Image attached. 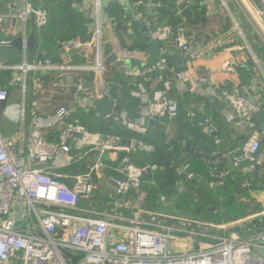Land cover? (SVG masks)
Wrapping results in <instances>:
<instances>
[{
	"label": "built area",
	"instance_id": "1",
	"mask_svg": "<svg viewBox=\"0 0 264 264\" xmlns=\"http://www.w3.org/2000/svg\"><path fill=\"white\" fill-rule=\"evenodd\" d=\"M115 1L127 15L133 17L127 24L129 32L133 34V24L139 22L148 39L158 45L159 58L155 63L146 64L144 69H127V73L136 77L158 74L163 81L175 51L185 59L196 60L203 55L200 48L203 37L214 41L229 34L230 30L205 35L193 31L189 14L196 10L204 11L206 8V17L214 7L220 13L226 12L237 36L246 43L240 16L264 43V28L258 21V16H264V0H180L171 18L165 16L169 11L166 10V0H92L91 38L85 42L70 40L59 44L63 49L81 52L86 62H55L50 57H44L34 63L7 68L22 71L25 75L36 71L58 74L61 80L53 82V86L64 92H68L71 85L63 80L78 75L74 86L78 106L89 112L97 109L105 93L96 86L89 90L86 76H93L100 84H108L105 34L117 24H105L104 11L106 3ZM18 4L19 10L15 9L12 17L22 23L24 30L30 20L37 31L48 25V12L43 6L31 0H19ZM4 21L0 0V29ZM23 39H28L26 34ZM174 78L180 86L189 82L190 77L183 63ZM166 85L168 91L170 84L166 82ZM205 86L210 98L226 105L224 115L227 123L247 135L239 153L233 157L234 166L240 168L246 177L245 187H250L254 174L264 168L262 132L253 120L262 106L240 88L220 90L218 85H208L205 80L198 81L189 91L196 93ZM22 90L26 92V83ZM166 91L156 92L150 98L144 85L138 83L137 91L132 93L141 103L138 117L131 119L127 114L112 112L105 114V119L128 131L146 135L150 123L178 116V102L171 100ZM9 96L8 89L0 88V103L7 102ZM73 111L72 108L59 109L51 122H43L36 117L25 151L17 154L13 153L12 143L6 141L0 132V264H264V213L258 230L243 238L237 233L219 235L216 231L225 229V226L188 217L162 216L147 210L148 193L143 177L149 166L139 168L128 164L113 169L122 174V178L117 174L108 176L101 169L107 168L105 156L116 162L113 156L116 158L117 152L128 155L152 153L155 147L143 140H131L129 145H125L123 140L113 135L90 133L78 122L67 123ZM21 116H25V110L21 111ZM187 119L194 128L213 135L215 143L220 144L215 136L213 118L202 119L197 112L189 111ZM56 126L61 132L59 141L54 143L48 141L47 133L54 131ZM91 157L94 159L89 172L76 175L60 173L63 168L92 160ZM211 163L213 181L209 184L210 188L219 177L218 161ZM178 172L185 175L186 181L196 179L188 164L180 167ZM66 179L72 180V185ZM95 179L101 180L104 188L115 190L104 210L98 209L94 200L100 189ZM177 190L185 191L183 182L177 184ZM161 199L166 200L165 197ZM119 208L127 209L131 216L119 213ZM144 215L162 217L165 221L157 226L163 229L144 228L147 223L143 220ZM186 236L193 248L174 251L171 243H178ZM202 239L206 240L205 243Z\"/></svg>",
	"mask_w": 264,
	"mask_h": 264
},
{
	"label": "crops",
	"instance_id": "2",
	"mask_svg": "<svg viewBox=\"0 0 264 264\" xmlns=\"http://www.w3.org/2000/svg\"><path fill=\"white\" fill-rule=\"evenodd\" d=\"M19 0H1L3 7V13L5 15V21L0 29V88H6L10 91V96L7 102L0 103V132L3 138L12 143L13 153H19L25 151L27 140L32 129V123L34 119L40 118L43 122H51L54 120V116L57 111L61 108L73 109L72 115L68 120H72L75 116L87 117L90 112L79 107L77 104V92L74 88L75 83L78 81V75H71L69 78L63 81L71 85L68 92L61 91L59 88L53 86V82H58L61 79L58 74H46L44 72L36 71L25 75L22 71L12 70L7 67L19 66L24 63H34L47 57L46 52L41 48L40 32L34 28L33 21L30 20L27 24L26 30L23 29V25L19 20L13 19L12 14L19 10ZM180 0H166L165 5L169 10L165 14L166 17H170L173 11L176 9L177 2ZM203 1V0H197ZM17 7H14L13 5ZM39 5H43L40 3ZM92 0H84V5H78L75 2L74 9L79 13L90 17L92 19L91 11ZM206 8H204L205 11ZM201 11L196 10L192 13H197V22H194L190 18V28L193 31L205 35L206 33H217L231 30L230 22L223 16V13L218 11L217 7L213 8V11L208 17L199 14ZM165 17V18H166ZM244 24V27L248 28L245 33L247 41L240 42V40L226 39L225 42L214 44V41L208 37L201 40V49L203 55L196 60H188L183 58L176 51L170 59V70L164 74V80L160 81L158 74L147 75V77H136L132 73H127V69L132 68L144 69L145 65H151L155 63L158 58V45L152 42L145 35L144 29L139 22H134L133 31L131 34L127 28L129 20L133 19L131 15H127L123 11L121 6L115 2L105 4L104 20L105 24L116 23L117 26L106 31L105 34V55L107 57V66L109 77L115 82L114 88L108 84H100L93 76H86L87 82L91 87H100L105 93L103 98L98 102L97 117L101 118L106 124L109 125V133H112L119 125L113 122H109L105 119V114L115 112L116 114H128V106L132 98H135L132 93L137 91L138 83H142L147 89L150 98L154 97L156 92H165L167 90L166 82L170 84V89L166 91L171 100L180 103L185 99H190L191 95L204 94L207 87L198 90L196 93H191L189 90L192 86H195L198 81L205 80L208 85H223L229 82L232 83L233 87L240 88L250 99H254L262 109L257 113L253 120L258 128L262 131L263 148H264V43L254 34L251 26L239 16ZM174 22L176 19H172ZM222 21L224 25L219 24L217 21ZM260 25L264 28V16H258ZM93 25V20L91 27ZM34 33L37 39L36 46L33 51H29L26 47V41H24V47L22 50H18L8 44L13 40L24 37L26 34L27 38ZM238 39V38H237ZM4 42H8L5 43ZM60 54L62 55L61 60L70 61L76 64L86 62L85 59L76 61L72 59L71 50L63 49L59 45ZM115 57V60L110 61ZM256 59H255V58ZM75 60V61H74ZM183 63V68L187 70L190 80L185 85L180 86L174 78L175 72L180 68ZM114 67V72H111V67ZM246 75L241 80L242 76ZM107 79V75H106ZM107 81V80H106ZM26 83L27 90L23 92L22 86ZM209 87V86H208ZM113 88V89H112ZM118 99V102H117ZM137 99V98H135ZM139 103L138 115L141 108ZM197 105L199 110L202 111L203 107ZM191 102V101H190ZM25 110V116H21V111ZM156 126L159 130H162L165 135L173 137L178 133V126L174 121L169 125V129L165 130L162 121L156 123H150L148 125V131L145 136L149 135V128ZM50 133H47V139L50 142H58L60 137L61 129L59 126ZM127 130V129H126ZM132 132V131H129ZM201 133V131L199 130ZM217 132V131H216ZM98 133V132H97ZM135 133V132H132ZM95 134V133H94ZM102 135H111L103 134ZM144 137V135L135 133ZM240 134V133H239ZM218 133L215 134L217 137ZM241 136L247 137L245 134ZM232 138V137H231ZM134 139H123V143L129 142ZM212 141V140H211ZM200 142L197 139V143L191 144L188 141H182L183 144H179L176 152L177 158L180 159V163L183 165L191 159H197L203 161L205 164L213 168L211 161H218L217 171L219 177L214 182L215 186H221L224 184V179L228 175V167L231 165L232 156L235 153H229V149L232 147L231 139H227L221 146L214 145L208 147L207 145L198 144ZM153 146V145H152ZM192 149L194 151L192 152ZM199 149L210 152V158L206 159L201 156ZM153 153V152H152ZM116 162L105 160L106 167L111 164H121L127 161L128 155L125 152H117ZM92 161L94 157H91ZM130 159V158H129ZM210 161V162H209ZM158 166L150 167V170L146 174H153L161 167L162 174L165 175L166 188L169 196L162 193L158 188V194L153 196L152 203L147 201V210L154 212L151 208L161 207L166 210L165 213L154 212L161 214L162 216H173V217H188L197 219L206 223H212L216 226H225L223 230H217L216 232L221 236H230L233 233H237L240 237L246 238L252 235L258 230L260 221L263 219L262 214L264 213V168L260 169L255 176L254 182H251L250 187H245V181L242 184L241 190H245L238 199L240 203H248L250 209L248 214L243 218L230 220V214L221 208H216L213 204L209 203L204 209L195 211L194 205H191L189 201L178 202L177 198L181 197L184 192L176 190L179 182L184 183L186 188L189 184L196 187L199 186L197 181H186L185 179L178 178L180 173L178 169L170 166V161L161 160L156 161ZM91 160H86L77 163L71 167L63 168L60 173L66 175H76L87 173L88 167L86 164H90ZM166 163V164H164ZM173 163V162H172ZM91 165V164H90ZM165 165V166H164ZM82 169H76L77 167ZM125 166V165H124ZM117 168V169H118ZM105 174L109 175V170L104 169ZM178 174V175H177ZM114 175V174H113ZM117 171V177H121ZM69 185H72L73 181L65 180ZM99 182L100 189L96 192L94 200H96L97 208L104 210L107 208V202L110 201L114 196V192L110 189L104 188L101 180L95 179ZM147 183L155 185L154 180H148ZM100 193V194H99ZM162 197H165V201H162ZM154 202V203H153ZM84 207V205H83ZM119 213H123L126 216H131L125 208H119ZM228 214V217H226ZM143 220L147 223L143 225L144 228L162 230L163 228L157 225L163 223L165 220L159 216H148L144 215ZM239 222V223H238ZM149 223V224H148ZM180 242L171 243V248L174 251H185L191 250V241L186 237L180 238ZM203 243L206 240L202 239Z\"/></svg>",
	"mask_w": 264,
	"mask_h": 264
},
{
	"label": "trees",
	"instance_id": "3",
	"mask_svg": "<svg viewBox=\"0 0 264 264\" xmlns=\"http://www.w3.org/2000/svg\"><path fill=\"white\" fill-rule=\"evenodd\" d=\"M35 4L39 5L42 3L44 9L48 12L49 22L48 25L41 30L40 32V41L41 48L46 52L47 57H50L55 62H61L63 60L62 55L60 54L59 44L62 42H67L70 40H80L88 41L91 38V24L92 19L87 17L77 10L74 9L75 0H31ZM199 14L204 15V11H201ZM217 21V20H216ZM219 24H223L222 21H217ZM72 59L79 61L80 59H86L84 54L81 52L71 50ZM74 60V61H75ZM111 72H114V67L111 65ZM246 75L242 76L241 80L246 78ZM107 83L109 86L113 87L115 81L109 77L107 74ZM112 88V89H113ZM220 90L232 91L235 87L232 86V83L219 85ZM219 90V91H220ZM221 93V92H220ZM199 105L203 107V110H199L197 101ZM191 101V102H190ZM178 116L174 119L165 118L162 123L164 124L165 130L169 125L174 121L178 126V133L173 136H167L163 133L162 130L156 128V126L150 127L148 136H141L132 132H129L125 128L119 126L115 131L109 133V125L102 122L101 118L97 117V109L90 112V115L87 117L75 116L72 120H66L67 123L78 122L83 127H85L90 133H103L111 134L121 140L129 138L136 140H143L146 144L153 145L155 151L153 153L147 152H137L130 154V159L127 157V161L121 165L133 164L136 167L143 168L146 166L153 167L158 166L156 161L165 160L170 161V166L172 168L179 169L183 165L188 164L190 166V171L196 175V181L199 184L198 187L189 184L185 188V193L181 194V197H178V202L189 201L191 205H194L195 211H200L205 208L209 203L213 204L216 208H221L227 211L230 214V220L243 218L248 214L250 206L248 203H240L238 199L243 193H246L245 190H241L242 184L245 181V177L240 168L234 166V157L239 153V149L245 140V137L241 136V133L238 132L235 127L227 123L224 110L226 105L220 102L217 99L210 98L209 90L206 89L204 94L191 95L190 99H185L180 101ZM138 107L139 103L137 99L132 98L130 104L127 108L129 111L127 116L131 119L138 117ZM189 111L197 112L198 116L202 119L213 118V126L218 133L217 138L224 144L227 139H231V149L229 153H235L231 159V165L228 167V175L224 179V184L221 186L209 187L210 182L213 181L211 174V167L205 164L201 160L191 159L187 163L181 164L180 159L177 158L176 152L179 144H182V141L186 140L191 144L197 143V139L200 140L198 144L207 145L208 147L217 145L215 139L211 134L200 133L199 129L194 128L187 119V113ZM261 128V127H260ZM167 131V130H166ZM240 133V134H239ZM232 137V138H231ZM212 140V141H211ZM173 162V163H172ZM166 164V163H164ZM107 167L109 170V175L117 174L113 169L120 167V163L111 164ZM165 166V165H164ZM76 169H82L80 166ZM161 167H158V170L153 174H146L143 177L144 188L148 193L149 202L153 199V196L158 194L157 189L159 188L162 193L169 196L166 188V177L163 172H161ZM178 175V174H177ZM256 177L257 175L254 174ZM178 178L185 179V175L180 174ZM148 180H154L155 185L152 183H147ZM254 182V181H253ZM177 190V188H176ZM154 203V202H153ZM152 210H155L159 213H165L166 210L161 207H152ZM154 211V212H155Z\"/></svg>",
	"mask_w": 264,
	"mask_h": 264
},
{
	"label": "water",
	"instance_id": "4",
	"mask_svg": "<svg viewBox=\"0 0 264 264\" xmlns=\"http://www.w3.org/2000/svg\"><path fill=\"white\" fill-rule=\"evenodd\" d=\"M75 2L78 4V5H81L83 6L84 5V0H75ZM197 13H190V18L193 19L194 22H197ZM36 42H37V39H36V36L34 33H32L29 38L27 39V42H26V47L28 48L29 51H33L35 46H36ZM9 46L11 47H14L18 50H22L23 47H24V42H23V38L22 37H19L15 40H13L12 42H10L8 44ZM115 60V57H113L112 59H110V61H113ZM259 132H262L261 130ZM125 145H129L130 143L129 142H125L124 143ZM194 151V149H192V152ZM199 152L201 153V156L208 159L210 158V152L208 151H203L201 149H199ZM105 160H109L108 156H105L104 157ZM104 169L102 168L101 171H103ZM150 170V169H149ZM117 180H120V181H125L124 179H119L117 178ZM113 192H115V190H112ZM226 217H228V214H226Z\"/></svg>",
	"mask_w": 264,
	"mask_h": 264
},
{
	"label": "rangeland",
	"instance_id": "5",
	"mask_svg": "<svg viewBox=\"0 0 264 264\" xmlns=\"http://www.w3.org/2000/svg\"><path fill=\"white\" fill-rule=\"evenodd\" d=\"M223 16H224V17L230 22V28H231V30H230L229 34L225 35L224 37H221V38L215 39V40H214V44H218V43L225 42L226 39H227V40H228V39L240 40V42L242 43L241 39L237 36L236 30L233 29V26H232V23H231V21H230V18H229V16H228V14H227L226 12H224V13H223ZM242 23H243V22H242ZM243 27H244V24H243ZM244 29H246V31L249 32V31L247 30L248 28L246 27V25H245ZM244 31H245V30H244ZM237 38H238V39H237ZM88 88H89V90L93 88V87H91V85H89V82H88ZM90 164H92V160H91V163H90ZM90 164H86V167H88V165L91 166ZM87 172H89V169H87ZM99 194H100V193H99Z\"/></svg>",
	"mask_w": 264,
	"mask_h": 264
}]
</instances>
